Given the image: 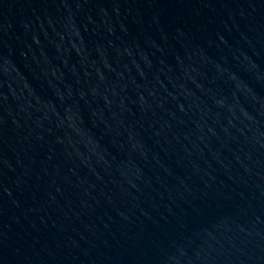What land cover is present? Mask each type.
<instances>
[{
    "label": "water",
    "instance_id": "obj_1",
    "mask_svg": "<svg viewBox=\"0 0 264 264\" xmlns=\"http://www.w3.org/2000/svg\"><path fill=\"white\" fill-rule=\"evenodd\" d=\"M0 264H264V0H0Z\"/></svg>",
    "mask_w": 264,
    "mask_h": 264
}]
</instances>
